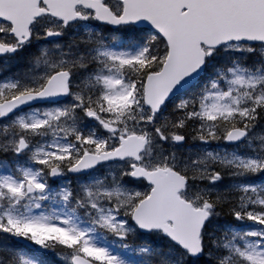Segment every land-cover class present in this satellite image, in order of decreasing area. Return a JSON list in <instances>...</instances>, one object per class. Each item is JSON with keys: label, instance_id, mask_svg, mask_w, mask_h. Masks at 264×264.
Wrapping results in <instances>:
<instances>
[{"label": "snow or ice", "instance_id": "1", "mask_svg": "<svg viewBox=\"0 0 264 264\" xmlns=\"http://www.w3.org/2000/svg\"><path fill=\"white\" fill-rule=\"evenodd\" d=\"M0 264H264V0H0Z\"/></svg>", "mask_w": 264, "mask_h": 264}]
</instances>
